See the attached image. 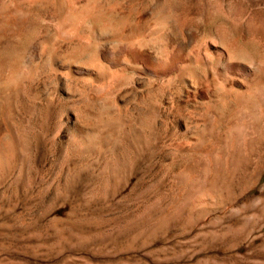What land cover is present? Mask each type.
Listing matches in <instances>:
<instances>
[{"label": "rangeland", "instance_id": "obj_1", "mask_svg": "<svg viewBox=\"0 0 264 264\" xmlns=\"http://www.w3.org/2000/svg\"><path fill=\"white\" fill-rule=\"evenodd\" d=\"M74 1L64 13L85 7L80 47L60 39L59 0L20 24L0 0V65L34 68L9 94L0 69V264H264L259 112L226 90L244 94V75L259 96V65L232 55L227 86L204 64L223 52L219 21L245 57L264 54L249 22L263 0ZM132 26L141 33L129 45ZM94 39L103 83L60 67L76 50L91 54ZM122 58L137 71L121 73Z\"/></svg>", "mask_w": 264, "mask_h": 264}, {"label": "bare ground", "instance_id": "obj_2", "mask_svg": "<svg viewBox=\"0 0 264 264\" xmlns=\"http://www.w3.org/2000/svg\"><path fill=\"white\" fill-rule=\"evenodd\" d=\"M3 1H5V2L7 1L8 4L6 5V7L9 8V11H13L12 13L8 11L10 14V17H13V18H11L10 21L18 24V22L20 21L19 20L17 22L18 15L20 16L22 13H24V11H30V9L32 10V8L38 7L37 6L38 3L41 1H44V0H3ZM59 1H60L59 7L61 10V11L59 10L60 11L59 22L63 23V24H67V26H68V29L65 32H61V36H60L61 41H65L68 44H70L71 46L82 45L81 42H82V38L84 37V32L88 31V29L86 27L85 16L83 13L84 11H86L84 9L85 7H82L80 5L81 8H78L75 6V10H73V12L71 14H69L70 12L66 14V13H64V10H66L68 8V6H70L72 4L74 6L75 1L74 0H59ZM97 1L98 0H92V2H94V4ZM260 3H261V6L254 8V10L252 11L253 15H251V17L249 16L250 17L249 22L253 23L255 25L256 29H258V32L260 31V32L264 33V0ZM87 7L88 6L86 5V9H87ZM91 9H92L91 13L93 15H95L97 10H95V7H92ZM34 23H31V24L30 23L29 24L23 23V24H21V27H25V26L34 27ZM19 24H20V22H19ZM60 26H62V25H60ZM101 29L106 30V25L102 26ZM216 29H217V32H216L217 43H219V46L221 47L223 52L222 53L218 52L215 56H212L209 52H206L204 54V56H205L204 57V64L207 65L208 67H210L211 75L215 74L217 77L220 76L222 78L221 80H223V82L225 84H227V83L230 84V82L231 83L233 82V84H234V80L229 75V73H227V68H226L228 66L227 64L230 63V61L232 60V55L235 58H238L240 63L242 65H244L245 68H246V66L254 65V63H257L259 65V70H258V81H259V85H260L259 96L255 95V91L253 89L249 90V88L251 86L245 80L244 75H240L239 82L241 83V85H245L247 87L248 91L246 90V91H244L245 93L242 94V90H238L235 87L233 88V85L232 86L230 85V87L227 88L226 90L229 91V93L232 96V100H234V102H235V98L243 97V103H244V106L248 107V110H249L248 114H250L249 116L253 115V116H251V118L254 117V114L256 113L253 111L257 110L259 112V120H260V125H261V137H262V141L264 143V54L261 55V57L259 59H255V58L250 57L248 55H247L248 57H245V55H244L245 51H243L244 49L242 50L243 47H241V44H240L238 38L233 36L234 34L231 33V29H229V27L227 25H224L222 23V21H219L218 25L216 26ZM119 33H121V32H119ZM140 33H141V29H137L136 27L132 26L127 33H125V34L123 33L124 34L123 38L127 42H129V45H133L136 36ZM115 35H116V33H115ZM118 35H120V34H118ZM115 37H113V38H115ZM158 37H159V35L158 36L152 35V36L148 37L147 40H156ZM160 38H162V37H159V39ZM118 39H120V38L118 37ZM157 41H158V39H157ZM97 43H98V41L96 39H94L93 52L91 54H89L87 57L84 56V52L82 50H76L73 53H69V55H68L69 59H67L68 61L66 60L61 64V66H60L61 69H63L66 74L71 75L72 77H74L73 76V72H74V73H76L74 75L78 76L80 78L89 77L91 74L90 70H93L94 79H97V81H99V82L102 81L101 83H103V80L105 77L104 76L105 72H103V68L107 65V63L105 62V58L102 56L101 52L99 51ZM144 43L146 45L147 42H144ZM2 47H4V46H2ZM115 48L116 47L113 46V49H115ZM163 52H164V50L163 51L160 50V52H159L160 56L161 55L163 56ZM48 55L50 58H53L52 53H48ZM190 64L192 65V63H190ZM30 67H32V66H30ZM30 67L28 64H25L24 62H22L20 60L19 61L18 60L10 61V63L4 67H2L0 65V69L3 68L5 70H7L6 73L5 72L3 73V75L5 76L4 78L8 79L6 83L11 84L9 87H6L8 85L5 84L6 88L4 87L5 90L2 92H4L5 94H9V93H12V92L18 90L19 87L24 86L22 84V82L31 79L32 77H30V76L32 74L34 75V72H31L34 70V68L32 69ZM128 68L132 69V70H136V71L138 69V67L133 65L129 60H127L126 58H122L120 60L118 70H120L121 73H124ZM188 68H189V66H188ZM1 71H3V70H1ZM30 73H32V74H30ZM62 73H63V71H62ZM187 73H189V71H187ZM196 76H197L196 82L191 83L192 92L194 93L195 98H196L197 94L199 93L198 84H199V82H201L200 81L201 75L197 74ZM1 77H2V75H1ZM8 81H10V82H8ZM30 81H32V80H30ZM27 82H26V84H27ZM228 84H227V86H228ZM221 87H223V86L220 85V88ZM243 124H245V123H243ZM3 153H4L3 149L0 147V161L2 158L1 156L2 155L4 156ZM262 158H263V164H264V149L262 151ZM259 175H260L259 182L261 183V185H260L261 186L260 187V197H261V201L264 203V168L262 169L261 174H259ZM260 179L262 182L260 181ZM203 197H206L204 199V201H206V202L210 201V199H211V195H208V194H206ZM217 199L218 198L211 200V201H215V200L217 201ZM218 202H220V199Z\"/></svg>", "mask_w": 264, "mask_h": 264}]
</instances>
